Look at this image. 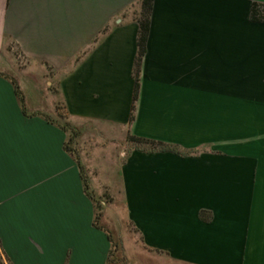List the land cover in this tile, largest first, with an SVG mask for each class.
Wrapping results in <instances>:
<instances>
[{"label":"crops","instance_id":"obj_1","mask_svg":"<svg viewBox=\"0 0 264 264\" xmlns=\"http://www.w3.org/2000/svg\"><path fill=\"white\" fill-rule=\"evenodd\" d=\"M254 2L264 0H154L135 99L141 0H0L6 264L107 263L112 244L94 225L67 134L47 120L59 113L79 137L176 146L116 164L129 218L157 254L264 264V22L251 20Z\"/></svg>","mask_w":264,"mask_h":264},{"label":"rangeland","instance_id":"obj_2","mask_svg":"<svg viewBox=\"0 0 264 264\" xmlns=\"http://www.w3.org/2000/svg\"><path fill=\"white\" fill-rule=\"evenodd\" d=\"M18 63L21 68L25 66L22 60ZM18 79L21 80L24 90H30L35 84H32L30 78H27L29 82H24L19 76ZM29 97L40 98V95H25L26 99ZM59 117L68 121L63 113H59ZM128 136L129 134L127 138ZM107 137L89 131L78 138L77 147L90 177L92 190L99 204L104 207L100 222L114 240L115 252L111 264H172L167 256L157 254L145 243L141 232L129 218L124 192L119 187L116 164L121 166L134 145L128 142L127 138L124 141L119 137V133L113 142ZM205 148L206 146H203V149ZM109 163L112 164L110 169L113 173H107L109 166L106 164ZM103 165L106 168H103Z\"/></svg>","mask_w":264,"mask_h":264},{"label":"trees","instance_id":"obj_3","mask_svg":"<svg viewBox=\"0 0 264 264\" xmlns=\"http://www.w3.org/2000/svg\"><path fill=\"white\" fill-rule=\"evenodd\" d=\"M154 0H141V12L138 16L139 22V34H138V55L135 63V99L138 98L140 91V76H141V65L144 59V56L147 52V41L149 38L150 28H151V15L153 9ZM251 20L255 22H264V3L263 2H254L251 9ZM0 76H3V73L0 72ZM15 90L24 107L23 96L18 83L15 80H12ZM25 108V107H24ZM23 108V112L27 114L26 110ZM47 120L61 129L67 134V140L65 141V151L73 157L77 162L80 174L84 184V190L88 197L95 203V227L105 231L111 241L112 247L109 253V257L106 264H111L114 257L115 245L111 233L101 224L100 219L103 213V205L99 204V200L96 198L90 183V177L87 173L86 167L84 166L80 152L77 147V139L80 135V130L78 127L74 126L71 122L59 119L55 121L47 117ZM128 142L134 145L132 150H142L147 152H153L158 150H176V146L169 144L160 140H156L149 137L138 136L135 134H129L127 138ZM0 264H6L2 251H1V239H0Z\"/></svg>","mask_w":264,"mask_h":264},{"label":"built area","instance_id":"obj_4","mask_svg":"<svg viewBox=\"0 0 264 264\" xmlns=\"http://www.w3.org/2000/svg\"><path fill=\"white\" fill-rule=\"evenodd\" d=\"M20 60H22L24 62L25 61L24 56H20Z\"/></svg>","mask_w":264,"mask_h":264}]
</instances>
